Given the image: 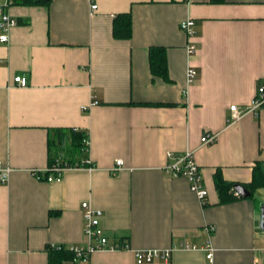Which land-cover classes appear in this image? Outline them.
<instances>
[{
	"label": "crops",
	"instance_id": "obj_1",
	"mask_svg": "<svg viewBox=\"0 0 264 264\" xmlns=\"http://www.w3.org/2000/svg\"><path fill=\"white\" fill-rule=\"evenodd\" d=\"M5 8L18 23L0 43V161L11 170L0 183V264H52L48 246L86 245V201L103 211L110 241L129 244L92 252L90 264H138L135 251L166 249L167 262L148 264H264V189L255 199L220 204L214 183L217 169L229 182L250 183L264 163V110L229 121L230 106L247 105L264 84V0H52ZM122 13L131 14L129 39L114 36ZM186 19L195 21L192 36L180 27ZM152 46L166 49L169 81L151 72ZM190 67L197 77L188 84ZM16 75L28 85H16ZM56 128L88 131L92 165L50 182L39 175L49 168ZM206 134L216 141L202 144ZM188 150L208 206L187 177L165 171L169 153Z\"/></svg>",
	"mask_w": 264,
	"mask_h": 264
},
{
	"label": "built area",
	"instance_id": "obj_2",
	"mask_svg": "<svg viewBox=\"0 0 264 264\" xmlns=\"http://www.w3.org/2000/svg\"><path fill=\"white\" fill-rule=\"evenodd\" d=\"M8 2L3 6L0 5V43H7L9 40L10 30L17 25V20L7 10L6 6ZM93 9L97 8V5H92ZM181 29L188 35L192 36L195 33V21L192 19H186L180 24ZM196 52V46L194 44L188 47V53L193 54ZM197 77V71L194 67H190L187 72V82L191 84ZM13 82L21 87L28 85V80L23 75H16L13 78ZM264 110V84H261L249 103L243 107L237 104L230 106L231 116L229 121L236 122L248 113H257ZM216 135L206 134L202 137V144L208 145L216 141ZM89 146V141H86ZM168 156L172 159L166 167L165 171L171 176H185L189 179L192 190L198 195L202 204L207 203L208 192L203 184L202 174L200 168L195 160L193 151H186L182 154L169 153ZM90 162V161H89ZM123 164L122 160L117 161L118 167ZM73 169L61 166L59 164L48 168L46 171L41 172L40 178H44L47 181H60L63 173L66 170ZM10 168L3 165L0 161V183L5 184L9 181ZM39 174V173H38ZM238 194V193H237ZM83 217H84V234L88 239L86 245L72 246L71 251L75 255L76 264H90V254L96 250H119L128 249L129 245L125 244L119 246V243L111 242L110 238L106 235L102 227V218L104 213L100 209H95L89 202L82 203ZM214 231L213 227L208 228V232ZM56 244H52L55 246ZM185 249H196V246L186 244ZM207 259L210 263L214 261V250L210 245L206 246ZM135 259L138 264H148L156 261L167 262L171 256V250H138L135 251Z\"/></svg>",
	"mask_w": 264,
	"mask_h": 264
},
{
	"label": "trees",
	"instance_id": "obj_3",
	"mask_svg": "<svg viewBox=\"0 0 264 264\" xmlns=\"http://www.w3.org/2000/svg\"><path fill=\"white\" fill-rule=\"evenodd\" d=\"M218 2L220 0H214ZM8 6L23 7H49L52 0H6ZM114 36L119 39H129L132 36V18L130 13H122L115 17ZM149 61L151 72L154 77L169 81L166 49L152 46L149 49ZM89 133L87 130L78 128H56L52 129L48 139V163L49 168L57 164L67 168L89 167L92 162L88 156ZM90 161V162H89ZM214 183L219 195L220 204H227L242 198L237 194L235 183L227 181L220 169L214 174ZM251 192L249 198L255 199L254 195L258 189H264V163H258L253 169V179L250 183L243 185ZM204 206H208L206 203ZM119 246L128 244L123 239L117 241ZM129 245V244H128ZM50 262L60 264L63 260H72L75 264V255L70 247L64 245L48 246Z\"/></svg>",
	"mask_w": 264,
	"mask_h": 264
},
{
	"label": "water",
	"instance_id": "obj_4",
	"mask_svg": "<svg viewBox=\"0 0 264 264\" xmlns=\"http://www.w3.org/2000/svg\"><path fill=\"white\" fill-rule=\"evenodd\" d=\"M235 190L238 194H240L243 197H248L251 195L250 191H248L243 185L237 184L235 185ZM261 212V220H260V226L264 229V205H261L260 207Z\"/></svg>",
	"mask_w": 264,
	"mask_h": 264
},
{
	"label": "rangeland",
	"instance_id": "obj_5",
	"mask_svg": "<svg viewBox=\"0 0 264 264\" xmlns=\"http://www.w3.org/2000/svg\"><path fill=\"white\" fill-rule=\"evenodd\" d=\"M260 207H261V204H260Z\"/></svg>",
	"mask_w": 264,
	"mask_h": 264
}]
</instances>
